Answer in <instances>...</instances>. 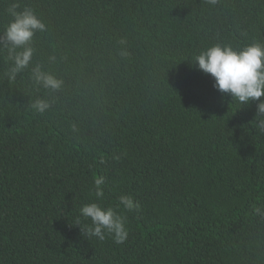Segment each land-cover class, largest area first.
<instances>
[{"label":"trees","instance_id":"obj_1","mask_svg":"<svg viewBox=\"0 0 264 264\" xmlns=\"http://www.w3.org/2000/svg\"><path fill=\"white\" fill-rule=\"evenodd\" d=\"M13 3L46 26L14 80ZM253 43L264 0H0V264H264L259 101L221 93L196 60ZM95 176L105 208L140 203L117 209L123 243L85 230Z\"/></svg>","mask_w":264,"mask_h":264},{"label":"clouds","instance_id":"obj_2","mask_svg":"<svg viewBox=\"0 0 264 264\" xmlns=\"http://www.w3.org/2000/svg\"><path fill=\"white\" fill-rule=\"evenodd\" d=\"M215 4L216 0H208ZM18 3H13L8 9L13 17L9 22L5 38L10 42V55L14 60V67L9 72V78L15 79L17 73L27 68L32 60L33 51L29 42L34 34L44 32L45 24L37 18L31 9L25 8L17 11ZM17 48L23 51L16 52ZM14 54V55H13ZM54 59V57H53ZM199 68L215 78L214 87L221 93H230L231 96L241 105L249 104L251 101H259L257 104V115L260 117V127L264 130V45L253 43L241 51H234L231 47L212 46L201 52L196 57ZM33 77L38 84L44 88L56 90L62 81L53 75L44 72L39 65L33 68ZM39 112H44L50 107L44 100H37L33 105ZM118 159L119 157H115ZM105 177L95 176L93 178L94 200L83 204L79 208L80 215L84 218H91L92 226L85 230L98 237L105 239L106 234L111 236L115 243L125 241L128 235L126 228V216L121 215L117 209L121 207L126 212L140 210V203L134 201L131 195H120L116 207L103 206V189ZM255 208V206H254ZM260 208H255L259 212Z\"/></svg>","mask_w":264,"mask_h":264}]
</instances>
